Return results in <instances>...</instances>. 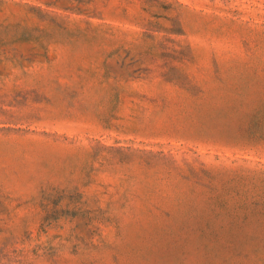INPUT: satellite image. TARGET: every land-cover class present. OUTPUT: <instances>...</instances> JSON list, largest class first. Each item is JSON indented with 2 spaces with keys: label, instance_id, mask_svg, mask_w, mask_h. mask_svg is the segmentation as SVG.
I'll use <instances>...</instances> for the list:
<instances>
[{
  "label": "rangeland",
  "instance_id": "obj_1",
  "mask_svg": "<svg viewBox=\"0 0 264 264\" xmlns=\"http://www.w3.org/2000/svg\"><path fill=\"white\" fill-rule=\"evenodd\" d=\"M0 264H264V0H0Z\"/></svg>",
  "mask_w": 264,
  "mask_h": 264
}]
</instances>
